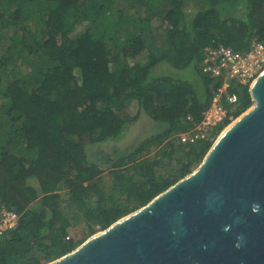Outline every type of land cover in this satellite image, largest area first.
<instances>
[{"label": "trees", "instance_id": "16d2710c", "mask_svg": "<svg viewBox=\"0 0 264 264\" xmlns=\"http://www.w3.org/2000/svg\"><path fill=\"white\" fill-rule=\"evenodd\" d=\"M253 39L264 0H0V202L20 214L0 264L53 261L82 243L65 240L77 217L102 231L191 173L213 141L174 136L219 85L205 49ZM252 103L242 89L234 117Z\"/></svg>", "mask_w": 264, "mask_h": 264}, {"label": "water", "instance_id": "95a60500", "mask_svg": "<svg viewBox=\"0 0 264 264\" xmlns=\"http://www.w3.org/2000/svg\"><path fill=\"white\" fill-rule=\"evenodd\" d=\"M200 164L46 264H264V70Z\"/></svg>", "mask_w": 264, "mask_h": 264}, {"label": "built area", "instance_id": "2783aa9c", "mask_svg": "<svg viewBox=\"0 0 264 264\" xmlns=\"http://www.w3.org/2000/svg\"><path fill=\"white\" fill-rule=\"evenodd\" d=\"M202 72L211 80L219 83L211 97L209 106L202 112L198 121L188 116L190 127L175 134L180 146L193 145L199 141H213L216 130L225 122L233 120L239 92L249 90L255 79L264 70V44L253 39L244 52L227 45L205 49ZM218 135V134H217ZM81 221L82 217H77ZM20 221V214L0 202V236L15 229ZM69 237H65L67 241Z\"/></svg>", "mask_w": 264, "mask_h": 264}, {"label": "rangeland", "instance_id": "374dc122", "mask_svg": "<svg viewBox=\"0 0 264 264\" xmlns=\"http://www.w3.org/2000/svg\"><path fill=\"white\" fill-rule=\"evenodd\" d=\"M1 53V52H0ZM20 63V61L18 62V64ZM14 70H10L8 69V74L9 76L12 74ZM7 74V75H8ZM135 110H136V107H132L129 111L131 112V114H135ZM239 116L233 118L232 121H230V123L228 125H230L232 122H234ZM227 125V126H228ZM225 126L222 131L216 136L215 140H213V143L216 141V139L219 137V135L224 131V129L227 127ZM145 129V130H144ZM143 130V131H142ZM151 130H153V127L151 126V123L143 118V120H139L133 127L132 131H133V134L135 133H138V132H141L143 135H138V137L140 136H147L149 135V133L151 132ZM129 136H127L125 139L121 140L118 145L120 147H127L129 144L127 143V141L129 142ZM177 142V141H176ZM157 148L152 150V152L149 154L150 157H153L155 152H156ZM169 167L168 164H165L163 166V171L164 172H167L169 170ZM197 167V164H195L192 168L193 170ZM101 178H103L104 180V184L105 186H108L110 184V181H111V178H110V174L108 173V171H105L102 175H101ZM81 217V216H79ZM76 226H74L72 229L69 230V233H68V237L69 239H72L73 241H81V242H84L86 239H88L90 236H92L93 234H96L98 232H100V230L96 227H93V230L90 228V226L88 225V223L85 222L84 219H82L81 221H79L77 219L76 221Z\"/></svg>", "mask_w": 264, "mask_h": 264}, {"label": "flooded vegetation", "instance_id": "af4514ba", "mask_svg": "<svg viewBox=\"0 0 264 264\" xmlns=\"http://www.w3.org/2000/svg\"><path fill=\"white\" fill-rule=\"evenodd\" d=\"M144 130H145V129H144ZM142 131H143V130H142ZM140 134L143 135L141 132H138V135H140Z\"/></svg>", "mask_w": 264, "mask_h": 264}]
</instances>
